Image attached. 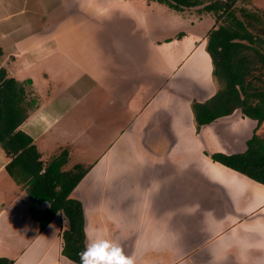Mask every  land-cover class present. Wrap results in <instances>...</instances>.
<instances>
[{
    "label": "crops",
    "instance_id": "0c3cea01",
    "mask_svg": "<svg viewBox=\"0 0 264 264\" xmlns=\"http://www.w3.org/2000/svg\"><path fill=\"white\" fill-rule=\"evenodd\" d=\"M136 2L0 0V67L6 77L20 82L29 81L27 99H34L32 104L24 100L27 115L17 128L32 138L35 147H39L40 159L47 163L63 150L67 157L71 153L72 142L64 145L59 141L48 160L44 155L47 149H51L42 137L50 124L59 122L62 116L80 112L85 122V128L81 130L87 133L88 140H92L89 135L94 128L97 96L105 106L100 107L102 120L112 119L118 125L112 127L120 129L116 142L109 144L97 161L87 167L70 192V196L82 206L85 246L86 231L92 233L99 229L107 234V238L118 241L126 255L135 254L137 264H166L168 258L170 264H176L175 259L181 256L175 250L172 217L157 219V224L162 225L166 221L172 227L171 236L166 237L165 257L155 254L156 240H142L138 233H122V226L116 223L122 209L120 205L125 201V197L121 200L117 194L133 192L128 190L132 187L122 186L123 172L139 170L141 162L152 159V163H156L152 169L157 171L158 177H167L174 168L186 172L184 188L188 195L190 166L196 168V173L191 176L197 177L195 182L199 188L201 185L197 203L195 200L191 203L188 196L182 199V204H186L187 209L190 203L197 207L194 214L198 229L193 237L197 244L194 251H186L181 258L190 259L199 249L200 253L197 263L190 259L187 263L184 260V264H205L207 255L220 256L219 262L227 264L223 254L231 253L234 255L233 264H264V185L210 158L215 152H243L256 121L253 120L254 124L248 130L242 123L241 133H232L234 126L237 127L245 117L236 109L232 114L201 125L196 130L191 110L192 101L204 102L218 89L212 75L211 59L205 50L206 34L214 24L213 15L199 10L202 6L180 11L169 7L174 12L165 15L155 5V20H146L135 6ZM191 13L208 15L206 17L212 20L203 34L200 26L206 28L208 18L202 16L204 19L196 27V23L191 24L187 18ZM46 45L47 55L57 51L62 56L53 68L62 67L64 63L69 72L81 73L84 90L73 93L67 90L68 85H57L48 75L49 69L43 70L45 78L38 81L37 88L32 83L37 78H33L31 73L28 77L21 75L19 68L32 67L40 61L36 54L33 55L35 59H29L30 54ZM195 63H200L206 70L201 76L196 71L191 72ZM97 87L98 91H94ZM47 89L53 92L46 95ZM53 96L60 97L62 102L55 105L47 101ZM237 114L238 120L230 122L227 132H231L234 138L240 134L234 143L238 148L242 145L241 149L228 151L216 148L221 136H228L226 132L220 133L222 129L218 121ZM81 137L77 133V141ZM194 158L199 163L192 161ZM9 161L10 158L0 148V173ZM197 164L199 170L203 164L209 171L218 166L229 173L221 169L218 176L208 175L206 169L202 173L197 172ZM207 179L209 186L206 185ZM147 190L151 194L155 191ZM9 226L10 223L0 228V233H4L0 235V243L6 242L0 258L13 264H76L62 254L61 233L67 228L62 216L57 214L45 228L40 230L38 227L31 236L21 229L12 234ZM223 237L227 239L220 243ZM241 250L249 252L241 253ZM177 264L183 263L179 261Z\"/></svg>",
    "mask_w": 264,
    "mask_h": 264
},
{
    "label": "trees",
    "instance_id": "16d2710c",
    "mask_svg": "<svg viewBox=\"0 0 264 264\" xmlns=\"http://www.w3.org/2000/svg\"><path fill=\"white\" fill-rule=\"evenodd\" d=\"M156 1L177 11L202 6L199 10L213 15L214 24L206 34L205 50L210 56L212 75L218 89L204 102H191L196 130L201 125L232 114L236 109L243 116L255 120L256 126L246 140L243 152H215L210 158L264 185V137L257 133L264 122V81L260 75H253L264 67V20L243 8L240 9V17L237 16L234 12L237 0ZM222 19L223 23L217 24ZM256 23L262 24L260 29H255ZM24 93L23 87L15 79L6 77L0 67V148L10 158L5 170L14 179L28 185L32 199L28 211L39 223L40 230L57 214L66 220L67 228L61 233L62 254L79 264L78 253L85 248L84 218L81 203L72 198L70 192L86 170H81L78 175H74L72 170L62 171L67 160L65 150L52 156L47 163L40 159L32 138L17 128L27 115L23 106ZM75 166L79 171V164ZM41 203L47 206L38 209ZM0 264L13 263L0 258Z\"/></svg>",
    "mask_w": 264,
    "mask_h": 264
},
{
    "label": "rangeland",
    "instance_id": "374dc122",
    "mask_svg": "<svg viewBox=\"0 0 264 264\" xmlns=\"http://www.w3.org/2000/svg\"><path fill=\"white\" fill-rule=\"evenodd\" d=\"M135 6L141 11L143 17L146 20H155L156 16V10L155 5L159 6L161 10V13L167 15L170 11L174 12V10L169 9V7L165 6L164 3L157 2L156 0H137L136 3H134ZM245 9L249 12L256 13L260 16L261 19L264 20V0H237L235 2V8L234 12L237 16L240 17V9ZM160 13V12H159ZM204 14V12L202 13ZM210 14V13H209ZM162 16V15H160ZM189 22L196 23V27L199 25L200 22L204 19L202 16H198L197 13H191L187 15ZM208 16V15H206ZM208 18V21L206 23V28L201 27V34H203L208 26L212 23V20ZM196 19L194 21V19ZM202 18V19H201ZM212 19V18H211ZM214 20V19H213ZM219 21L217 24L223 23ZM254 24V23H253ZM261 23H256L255 29H260ZM252 32L255 30H251ZM260 31V30H259ZM160 32V30H159ZM261 35V33H259ZM50 48V47H49ZM54 49V48H52ZM48 50V46L46 45L41 50L30 54L29 59H35L33 55L36 54V59L40 60L34 63L35 65L30 67V65L26 66L24 69H20V73L22 72V76L28 77V75L31 73L34 79L32 83L35 84L37 88V83L39 80H43V77L45 76L42 74L44 69H49L48 75L52 77V80L57 82V85L63 86L68 85L67 90L69 92H76L79 93V91L83 87V77L82 74H78L76 72H69V68L64 63L62 64V67H55L58 63L57 61H60L61 54H59L57 51H54L47 55L46 51ZM42 59V60H41ZM257 65H260V63H257ZM18 70V71H19ZM74 70V69H73ZM24 71V72H23ZM197 72L200 76L205 73V69L202 68L200 63L194 64V69H192L191 72ZM253 75H260L261 79L264 81V67L258 71L256 70ZM21 87H23L24 90V97L23 99L27 102H33L34 99H27V90L29 87V81L26 82H20L17 81ZM94 91H98V87L94 88ZM48 92V93H47ZM46 95H50V93L53 92L52 89H47ZM56 95V92L54 93ZM53 95V94H51ZM98 98V104L94 102V109L96 113H94L93 120V130L92 135H89V137L92 140H88L86 137V132L82 131L81 129L85 128V122L84 118L80 117V112L72 113L70 116L64 115L59 119V122H52L50 126L47 128L44 136L42 137V140L49 144H47L48 148L51 149L49 151L46 150L45 157L50 158L51 155L54 154L53 149L54 146L59 141H62V144L67 145L72 142L71 153L67 157V160L65 164L62 166V171H69L72 170L74 175H78L81 173V170L85 171L88 166L93 164L97 159L99 158L100 154L105 151V149L108 148V145L112 142H116V139L120 133V129H113L112 127H118L116 122H114L112 119L102 120L103 114L102 109L100 107H105L102 103V99L97 96ZM47 101H50L51 104L58 105V103L62 102V99L57 96V98L49 97L47 98ZM31 102V103H32ZM28 103V104H29ZM30 103V104H31ZM54 109V108H51ZM106 117V115H105ZM239 118V114L236 116H233L232 118H226L219 120L220 128L222 129L220 133H227L228 136L223 134L221 136V139L219 143L215 146L216 148H223L229 150H235L238 147H236V144L234 143L235 140L240 136L236 135L234 138L231 135L232 133L237 132L241 133V129L245 126L247 130L249 127L254 124V121L250 118L244 117L242 119L243 122L238 123L237 127L234 126L235 129L228 133L227 131L230 122L236 121L235 119ZM238 120V119H237ZM242 123H245L244 126ZM248 126V127H247ZM224 130V131H223ZM77 133H79L82 137L77 141ZM216 133H218L216 131ZM214 133V135L216 134ZM257 133L260 136L264 137V122L261 124L260 128L258 129ZM251 134V133H249ZM72 135V137H70ZM213 137V136H210ZM209 140V139H208ZM73 142H77L74 144ZM213 141H210L212 143ZM45 144V142H43ZM37 145V144H36ZM242 145H240L241 149ZM38 148V149H37ZM37 151L39 150V147L37 145L36 147ZM44 149H42V153H44ZM151 161H145L140 163L139 170H133V171H126L127 173L123 172V178L120 179L122 186L125 187H132L133 190L132 193H122L119 192L117 195H120L121 200L123 197H125L124 204L122 203L120 205V212L119 216L116 218L118 221L116 222L121 227L122 233H128V234H134L138 233V235L142 236V240L146 239H152L156 240L154 242L155 249L157 250L155 254L159 253V256H164L166 252V244L167 240L166 237L172 234V227L170 224L166 221L162 225L157 224V219L164 216V220H167V218L172 217L174 220L173 225V234H174V245L175 250L179 252V255L183 257L186 253V251L191 250L194 251L196 247V242H194L193 237L195 234H197V225H196V217L194 212L197 213V207H194L191 205L193 201L195 200L197 203V195L199 194V189L197 182L195 180L197 177L191 176L192 173L196 170L193 166H190L189 170V177L190 180V193L188 195L187 190L184 188L185 184V173L180 168H174V172L171 174L169 172L167 174V177H158L156 176V170L152 169L153 166H155V161L152 163ZM192 161H196L199 163V160L197 161L196 158H194ZM79 163V166L81 167L79 171H77V168L75 165ZM83 163V164H81ZM197 168L199 167L198 164L196 165ZM215 167V166H214ZM217 168L211 169V171L207 170V167H204L203 164L197 169V172H201L202 170L208 172V175H214L218 176L220 173V170H223L224 172L227 171L226 169L216 166ZM186 169V168H185ZM212 172V173H211ZM222 173V172H221ZM229 173V172H225ZM194 175V174H192ZM229 175V174H228ZM207 186L210 185V182H206ZM149 190H155L153 194H151L147 189ZM172 188H173V194H172ZM158 190V193H157ZM168 191V192H167ZM190 197V207L187 209L186 204H182V199ZM201 203V201H200ZM198 203V205L200 204ZM32 204L31 196L28 192V185L24 181H20L18 179H14L6 170H2L0 173V228H4L6 224L10 223L11 226L8 227V229L11 230V233H16L17 230H23L24 234H27L31 236L34 232V230H37L39 227V223L35 221L31 215L29 214L28 208ZM47 205L45 204H39L37 206L38 209L45 208ZM199 207V206H198ZM165 214V215H164ZM127 221V222H124ZM54 225V222L53 224ZM115 227V226H114ZM53 228V227H52ZM51 228V229H52ZM124 234V235H128ZM1 236L4 235L3 232L0 233ZM188 237V239H186ZM227 237H223V239L220 241L222 243ZM168 241H171V239H168ZM219 243V244H220ZM6 242L0 243V253H2L3 247H5ZM136 245H138V241H136ZM215 249V245H213ZM137 252H140V250H137ZM241 253H247L249 251L241 250ZM176 253V252H175ZM199 253L200 249L192 256V261L194 263H197L199 260ZM221 254H223L221 252ZM162 259L161 257H159ZM175 257V254H173ZM224 263L227 262V264H233L234 255L233 253L224 255ZM165 257V256H164ZM176 258L174 263L177 264V262H181L184 264L190 260V259H183V258ZM154 258L151 257V260ZM148 260V259H147ZM168 263L170 264V258L167 259ZM185 260V261H184ZM206 263L205 264H223L221 261V257L217 255H207L206 257Z\"/></svg>",
    "mask_w": 264,
    "mask_h": 264
},
{
    "label": "clouds",
    "instance_id": "9594fccd",
    "mask_svg": "<svg viewBox=\"0 0 264 264\" xmlns=\"http://www.w3.org/2000/svg\"><path fill=\"white\" fill-rule=\"evenodd\" d=\"M50 227H52L50 225ZM87 243L78 253L79 264H137L135 254L126 255L121 244L107 238L103 230L86 231Z\"/></svg>",
    "mask_w": 264,
    "mask_h": 264
}]
</instances>
